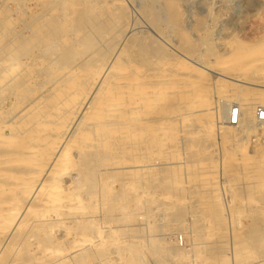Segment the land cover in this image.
Returning <instances> with one entry per match:
<instances>
[{
    "label": "bare ground",
    "instance_id": "1",
    "mask_svg": "<svg viewBox=\"0 0 264 264\" xmlns=\"http://www.w3.org/2000/svg\"><path fill=\"white\" fill-rule=\"evenodd\" d=\"M51 1L49 7H43L40 0H28L24 9L16 7L5 13L9 23L0 18V219L5 224L0 228V234H6V228H11L12 235L20 233L23 238L16 249L28 247L30 254L47 251L49 263L74 264L84 247L105 245L109 240V225L101 224L98 216L108 215L106 206L110 200L111 174L139 175L137 180L121 178L116 196L146 204L156 196L153 183L157 170L175 164L169 157L155 156L157 143H163L168 153L172 145L170 123L175 118V110L172 101L168 99L165 106L164 101L172 95L173 86L180 84L176 94L182 103L180 119L183 121L207 110L215 111L219 98H225L214 95L213 106L191 108L187 75L175 76L176 62L164 46L161 51L157 49L159 53L145 56L147 69L137 66L134 60L124 64L115 53L107 55L108 52L95 50L78 55L90 28L72 25L71 21L77 12L82 13V8L89 11L95 7V1ZM107 1L100 0L99 6L107 9L110 3ZM164 2L173 5L172 0ZM31 13L38 16L36 23L29 21ZM152 17L155 18L154 12ZM123 26L129 29L128 23ZM136 32L119 41L122 52L125 49L121 46L126 45L123 42L126 40L142 48L154 42L145 43L144 36L140 35L133 39ZM33 37L38 41L30 39ZM106 41L104 38L102 43ZM180 54L199 64L200 72L213 71L199 58ZM182 64L192 68L187 61ZM244 65V72L238 75L213 71L247 84L235 92L242 112H246L243 118L246 122L227 126L216 121L221 142L226 135L234 136L237 129L245 128L252 135L255 130H261L258 128L261 123H255L252 111H256L257 106H264L256 102L264 101V91L252 89L264 87V84L250 82L254 75L252 63L246 61ZM224 84L219 81L214 93L224 92L223 86H228L226 82ZM205 85L197 83L203 92ZM133 114L138 117L135 119ZM235 165L252 170V166L244 161H236ZM251 178H257V174H252ZM137 185L140 187L135 190ZM222 187L223 183L220 184ZM94 202L105 207L97 216L89 210ZM230 212L233 225L237 213ZM81 222H88V233L81 231L78 226ZM63 223L70 224L63 238L65 245L56 238L59 225ZM35 235H41L44 240L32 247L30 240ZM14 242L11 238L3 245L14 246ZM253 259L245 264H260V260ZM89 260L87 257L84 264Z\"/></svg>",
    "mask_w": 264,
    "mask_h": 264
},
{
    "label": "rangeland",
    "instance_id": "2",
    "mask_svg": "<svg viewBox=\"0 0 264 264\" xmlns=\"http://www.w3.org/2000/svg\"><path fill=\"white\" fill-rule=\"evenodd\" d=\"M27 1L0 0V18L9 23L5 13L16 7L24 9ZM94 1L95 7L88 9L90 12L82 8V13L77 12L71 21L72 25L81 24L90 28L78 55L95 50L108 52L107 55L115 53L124 64L134 60L137 66L147 69L145 56L159 53L164 46L176 62L173 67L175 76L187 75L191 108L213 106L214 95L225 99L219 98L215 111L207 110L183 121L180 119L182 103L176 94L180 84L173 86L172 95L164 101V106L172 101L175 110V118L170 123L172 145L168 153L163 143H157L155 156L161 159L169 157L175 164L157 170L153 183L156 196L146 204L116 196L121 178L137 180L139 175L111 174L108 188L110 200L106 206L108 215L98 216L102 219L101 224L109 225V240L105 245L84 247L73 263L84 264L89 257L88 264H245L253 258L264 264V123L258 126L261 130H255L254 135L242 128L241 131L237 129L234 136L226 135L222 142L218 140L215 122L236 126L227 121L229 107L232 102L240 105L235 92L247 84L213 72L238 75L244 72V63L249 61L254 69L253 79L249 81L264 84V0H172V6L164 0H106L110 2L107 9L99 6L100 0ZM51 2L40 0L39 3L49 7ZM37 20L35 14L29 17L32 23ZM123 20L129 24V29H125ZM135 31L133 39L140 35L144 36L143 42H154L142 48L126 40L123 41L126 45L121 46L125 49L122 52L120 42L125 35ZM104 38L107 41L103 44ZM30 39L38 41L34 37ZM180 53L191 59L199 58L213 71L200 72L199 64ZM183 61H187L192 68L182 64ZM224 80L228 85L223 86L224 92L214 93L216 84L221 81L225 85ZM197 83H206L204 92ZM252 91H264V87ZM256 102L257 105H264V101ZM243 112L238 117L239 123L246 122L243 119L246 112ZM133 117L136 119L138 116L133 114ZM252 117L257 123L254 110ZM236 161L248 163L252 170L235 165ZM252 174H257V178L252 179ZM181 184L183 188H179ZM137 186L135 190L140 187ZM98 204L94 202L89 207L94 216L105 208ZM232 210L237 213L235 221H238L236 224L234 221L233 225L228 215ZM4 226V221L0 219V228ZM68 226L67 223L59 225L56 238L60 244H64ZM78 226L84 234L89 232L88 222H81ZM6 231V234H0V264H52L47 251L32 252V255L28 247L16 249L15 246L22 242V235H12L11 228H6ZM11 238L15 241L14 246L3 245ZM43 240L41 235H35L30 240L31 246Z\"/></svg>",
    "mask_w": 264,
    "mask_h": 264
},
{
    "label": "built area",
    "instance_id": "3",
    "mask_svg": "<svg viewBox=\"0 0 264 264\" xmlns=\"http://www.w3.org/2000/svg\"><path fill=\"white\" fill-rule=\"evenodd\" d=\"M241 113L242 111L239 103L232 102L231 106L229 107L227 121L233 125L238 124V117H240ZM255 119L257 122L264 123V106H257L255 111Z\"/></svg>",
    "mask_w": 264,
    "mask_h": 264
}]
</instances>
